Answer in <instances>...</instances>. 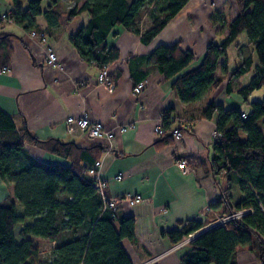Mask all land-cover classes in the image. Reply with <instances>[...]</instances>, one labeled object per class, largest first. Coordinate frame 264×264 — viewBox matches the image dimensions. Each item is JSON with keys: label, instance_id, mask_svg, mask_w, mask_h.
<instances>
[{"label": "trees", "instance_id": "1", "mask_svg": "<svg viewBox=\"0 0 264 264\" xmlns=\"http://www.w3.org/2000/svg\"><path fill=\"white\" fill-rule=\"evenodd\" d=\"M10 1L15 23L47 34L39 29L38 16L43 15L49 27H66L86 13L87 20L69 39L81 59L101 68L120 56L116 44L108 42L109 36L122 28L148 44L189 0H73L71 5L63 0H28L26 5L22 0ZM237 2L239 13L229 22L226 17L231 0H223L210 14L213 24L227 25L229 32L221 41L208 43L196 66L190 67L196 56L181 47V40L160 44L148 54L130 56L135 84L158 69L166 79H172V88L182 103L201 100L220 85L222 76L214 74L219 59L227 60V49L241 32L248 34L259 60L248 83L238 89L248 110L210 101L199 116L212 118L216 114V128L222 134L221 140L213 143L211 162L224 179L217 182L220 199L210 208L222 207L224 212L251 208V212L198 235L181 254L180 264H237V248L248 246L254 238L264 264V97L249 98L253 91L264 88V0ZM18 38L22 39L16 33H0V69L10 66L12 43ZM248 70L246 60L231 71L228 93L232 82ZM174 111L168 107L162 113L166 128L175 122L171 119ZM51 141V152L68 164L43 163L26 148ZM170 142L167 133L156 144ZM105 148L59 138L42 140L26 125L17 129L13 117L0 107V176L12 184L15 194L0 201V264H134L124 245L125 239L137 243L134 216L120 213L116 203L105 206L94 185L96 179L88 174ZM211 219L179 220V226L164 234L175 244L215 220ZM41 239L55 242L47 258L40 252Z\"/></svg>", "mask_w": 264, "mask_h": 264}, {"label": "crops", "instance_id": "2", "mask_svg": "<svg viewBox=\"0 0 264 264\" xmlns=\"http://www.w3.org/2000/svg\"><path fill=\"white\" fill-rule=\"evenodd\" d=\"M222 1L189 0L148 44L122 28L117 35L109 36L108 42L115 43L120 52L119 58L108 65L110 79L115 83L113 91L99 84V67L81 59L69 39L87 20L86 13L66 27H49L45 17L38 16L39 29L49 32L45 41L26 35L25 29L14 21L0 25V33H16L22 38L13 41L9 69L0 73V107L13 117L17 129L26 125L42 140L59 138L106 147L99 158V175L105 182V194L117 198L118 211L135 218L137 243L124 240L134 264H180L188 242L185 239L173 244L164 233L179 226V220H212L224 211L222 207L210 208L212 202L220 199L217 182L224 179L222 173L216 174L211 162L215 155L211 133L216 128V114L212 118L199 116L210 101L240 106L242 96L234 104L226 96L247 84L248 78L234 80L228 93L226 84L233 65L228 56L227 60L221 57L214 74L223 76L225 71L228 78L201 100L182 103L172 88V79H166L158 69L142 80L145 85L139 94L133 93L130 56L148 54L160 44L181 40V47L196 56L190 67L196 66L208 43L221 41L229 32L227 25L210 21V14ZM12 10L10 0H0V12ZM50 48L56 54V65L48 63ZM241 58L245 59L243 54ZM168 107L175 109L171 116L175 122L170 128L178 127L183 133L179 138L170 134L171 142L159 145L156 142L162 135H157L154 127L163 124L162 113ZM81 114L113 130L112 139L88 138L79 128L69 132L65 126L67 116ZM123 125L134 126L123 131ZM52 143L26 148L43 163L68 164V160L51 152ZM182 157L190 162L192 170L188 173L176 164ZM10 187L12 184L0 176V201L11 193ZM128 193L140 194L143 200L132 204L126 198ZM236 262L262 264L258 248L248 246L237 248Z\"/></svg>", "mask_w": 264, "mask_h": 264}, {"label": "built area", "instance_id": "3", "mask_svg": "<svg viewBox=\"0 0 264 264\" xmlns=\"http://www.w3.org/2000/svg\"><path fill=\"white\" fill-rule=\"evenodd\" d=\"M3 21H13V18L11 17L9 12H0V25ZM25 31H26V35H29L33 38H39L43 41H45L49 38V35L47 33L38 32L35 29L25 30ZM47 58H48L49 64H51V65L58 64L56 54L54 51H52L51 48L49 49ZM8 69H9L8 66H4L0 69V73H4ZM97 80H98L99 84L105 85L110 91L114 90L115 83L110 79V72H109L108 65H105V66L99 68ZM144 85H145L144 81H139L138 83H136L133 87V93L139 94L142 91ZM226 99L230 104H234L231 96H227ZM243 115H245V113H243ZM134 125H123L120 127V129L124 131V130H126L129 127H132ZM65 126L69 132H72L76 128H79L83 132V134L88 138H100V137H102V138L112 139V137L114 136L113 130L104 128V126L101 122L91 120L87 114H81L78 116H75V115L67 116V118L65 120ZM154 132L157 135H163V134L168 133V134H171L173 137L179 138L183 133V129H180L178 127L166 128L164 126V124H158L154 127ZM211 138L213 140V143L220 141L222 138V134L217 128H215L211 133ZM176 164L183 173H188L192 170V168L190 166V162L186 157H182V158L177 159ZM100 166H101V160L98 159L95 161L94 165L89 168L88 174L90 176H93L96 179L94 185L97 187L99 193L101 194L102 199L105 203V206L108 204L109 206L113 207L117 201V198L116 197L111 198L105 194V191H104L105 182L103 181V179L99 175ZM116 177L120 178L121 176L117 175ZM126 198L132 204L135 202H139V201L143 200V197L140 194H133V193H128ZM248 212H251V208H244V209L236 210L233 212L222 213V214L218 215L214 221L209 222L205 226L198 229L197 231H199V230L200 231L197 234H194L197 231L189 234L186 237V242H191L196 237V235H198L200 232H204L207 229L217 227L219 225L225 226V224L228 221H230L231 219H240L245 214H247ZM204 227H206V228H204Z\"/></svg>", "mask_w": 264, "mask_h": 264}, {"label": "rangeland", "instance_id": "4", "mask_svg": "<svg viewBox=\"0 0 264 264\" xmlns=\"http://www.w3.org/2000/svg\"><path fill=\"white\" fill-rule=\"evenodd\" d=\"M23 1L28 2V0H23ZM63 1L66 4H68V5H71V4L74 3L73 0H63ZM232 2H233V8H231L232 10L227 15V21L228 22L232 18H234L239 13V10H240L239 9V6H238L237 0H233ZM144 20H145V23H146L147 22V18L145 17ZM236 42H238L240 44L239 47L236 45ZM242 54L244 55L245 59H242L241 58L242 57ZM227 56H228L231 64L233 65V66L230 67V70L231 71L234 68L240 66L243 61H246L247 60V62L249 63V70L245 74H243L240 77H238V79H240L242 77H245L246 79L248 78V81H249V79L251 78V76L255 73L256 65L259 63V60H258L257 54H256V52L254 50V45L249 42L248 34L246 33V31L241 32L239 34V36L237 37L235 43H232L228 47V49H227ZM222 73H223V76H222V81H223L224 78L225 79L228 78V75H226L225 71H223ZM227 84H228V80H227ZM241 95L242 94L239 93L238 88H237V89H235L233 91V94H232L231 97H232L233 101H235V103H238L237 100L239 101L238 98H240L239 96H241ZM263 97H264V88L261 87L259 89H256L255 91H253L250 94V97L249 98L251 100H254V99L255 100H262ZM240 107H241L242 110H248L249 109V105L247 103L240 104ZM10 192L11 193H9V195L8 194L7 195L10 196V197H12V198H14L15 197V194H14V188L13 187H10ZM1 201H3V199H1ZM222 213H225V212L223 211L220 214H222ZM204 228H206V227H204ZM199 231H197L194 234H197ZM188 243H190V242H188ZM53 245H54V241L53 240H46V239L45 240H43V239L40 240V252H41V255L44 258H47V257L50 256L51 248L53 247ZM255 247L256 248L258 247L256 238H254L253 241L248 245V248L249 249H253ZM212 264H214V263H212Z\"/></svg>", "mask_w": 264, "mask_h": 264}, {"label": "water", "instance_id": "5", "mask_svg": "<svg viewBox=\"0 0 264 264\" xmlns=\"http://www.w3.org/2000/svg\"><path fill=\"white\" fill-rule=\"evenodd\" d=\"M210 229H211V228H210ZM207 230H209V229H207ZM207 230H206V231H207ZM204 232H205V231H204ZM201 233H203V232H200L198 235H200ZM198 235H197V236H198ZM197 236H196V237H197Z\"/></svg>", "mask_w": 264, "mask_h": 264}]
</instances>
